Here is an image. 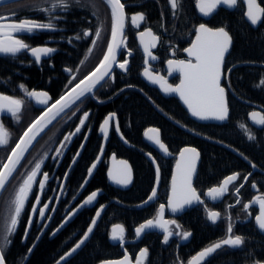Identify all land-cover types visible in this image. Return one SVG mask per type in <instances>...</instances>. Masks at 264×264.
Listing matches in <instances>:
<instances>
[{"label":"trees","instance_id":"obj_1","mask_svg":"<svg viewBox=\"0 0 264 264\" xmlns=\"http://www.w3.org/2000/svg\"><path fill=\"white\" fill-rule=\"evenodd\" d=\"M21 1L26 5L20 9V16L32 15L33 19L44 21L39 17L44 13L32 8L37 2L42 4L43 0ZM16 3L1 6L0 17L14 13ZM81 4L84 5L81 7V20L78 19V7H74L70 12L62 15L64 19L54 21L57 23V28L62 30L41 31L24 38L31 47L47 46L55 49L51 66L48 65L49 62H42L37 67L28 53L20 54L18 57L0 56V93L21 97L22 90L19 85L23 84L25 88L27 85L33 90L47 91L51 103L95 68L106 51L111 32V15L100 0H82ZM90 24H93L94 28L102 27V39L85 63L81 64L89 44L85 38L69 43V37L77 33L82 37L83 30L88 29ZM231 37L232 46L226 57L225 67L231 69L228 79L235 97H229L227 100L229 114L226 124L201 126L190 122L174 100L161 99L153 90L144 87L137 77L139 69L131 65L125 75L116 73L115 70L114 79L119 83L113 86L109 84L104 88V92H110L106 96L108 101L98 104L93 97L82 98L83 103L78 101L76 105L66 110L67 112L57 118L42 136L44 138L55 130L57 132L60 130L62 134L64 122L61 118L80 107L83 111L91 109L90 117L92 114L98 118L108 112L115 113L121 134L134 147L124 148L112 134L110 135L106 151L114 152L118 158L130 163L133 169V183L127 191L112 189L106 185L102 167L97 169L88 188L103 189L104 195L100 200L108 202L109 206L88 242L65 264H99L102 261L120 258L122 254L118 247L109 242L113 226L121 225L125 236L132 237L133 230L153 215L152 206L143 210L135 209V206L148 196L154 182L153 170L142 156L144 152H149L148 145L143 140V133L148 128L160 130L161 141L173 155L184 146L195 147L198 150L200 162L193 186L199 191L217 184L232 173L246 171L247 163L255 164L257 169L264 172V127L255 130L246 122V115L252 105L264 110V86L260 84L264 80V22L256 30L250 29L244 22L234 23ZM62 68L75 70L76 79L66 78L61 71ZM103 85L99 89H102ZM126 85H131L132 88H125ZM36 115L37 112L27 110L18 125L14 142ZM71 123L67 124L68 127L74 126V121ZM240 124L250 129L256 139L249 140L247 134L239 127ZM180 127L191 131L182 130ZM99 147L100 138L95 124L69 176L67 186L69 196L80 187ZM154 158L160 167L159 199H162L166 192L172 161L159 160L155 156ZM261 186L264 188L262 182ZM91 216L89 211H83L53 239L48 238V233L53 229L51 228L41 238L25 264H53L84 233ZM181 224L186 231L191 232L192 249L210 245L224 236L222 232L206 225L202 214L196 209L183 215ZM241 235L245 238V244L241 248L226 249L219 255L213 256L207 264H255L257 260L264 261V238L252 227L243 230ZM151 243L149 264H161L157 242L152 239ZM29 245L28 241L24 245L14 242L9 249L8 258L14 264H20Z\"/></svg>","mask_w":264,"mask_h":264},{"label":"snow or ice","instance_id":"obj_2","mask_svg":"<svg viewBox=\"0 0 264 264\" xmlns=\"http://www.w3.org/2000/svg\"><path fill=\"white\" fill-rule=\"evenodd\" d=\"M239 2L240 0H196V7L203 16L207 17L213 14L219 6L234 8ZM104 3L111 10L110 38L107 40V47L106 51L103 53V57L92 71L84 75L82 79H79L78 83H75L74 86L50 105V97L47 92L29 91L23 84L19 85V88L24 92V96L27 97V100L0 93V114H10V117L16 123L21 121L22 111L29 101L34 100L37 104L45 105L41 114L24 130L23 134L20 135L14 146H12L7 153L4 162L0 164V220L3 221V226L0 227V264H6V251L11 243V237L18 229V224L26 210L27 203L34 194V189L37 184L38 190L35 191V200L32 202L31 211L28 213V221L23 239L27 238L28 232L37 214L40 219H51V216H46V210H48L50 206L48 202H44L41 207H37L41 204L43 191L49 180V173L47 172H43L38 179V174H41L43 160L36 162L34 167L23 176L22 182L9 191V186L18 168L21 166L29 147L33 144V141L36 140L40 132L56 120L57 117L65 113L67 109L72 108L73 105H76L78 101L83 103L82 98H87L86 94L94 95V89L101 81H104L106 77L112 79L111 74L114 66L123 71L128 70V59L117 62L119 50L126 46V37L124 35L126 5L122 3V0H104ZM168 3L171 6L173 15H177L182 7V0H168ZM243 3L246 5L244 15L251 25L255 26L260 22H264V7H261L258 0H243ZM74 7H84V5L81 4V0H43L42 4L37 2L32 5V8L40 13L49 14L46 16L45 22H38L34 19H21L19 22L0 23V54L18 57L20 54L30 52L35 62L39 63L42 57L48 56L50 53L54 52L55 49L51 47H31L22 37L24 35H34L38 31L60 30L57 28L54 21L64 19L65 17L50 14L54 12L68 13ZM4 19L8 18L0 17V20ZM130 20L131 24L138 28L140 23L145 20V14L142 12L132 14ZM102 31V27L98 26L94 34L91 33L90 30L85 29L83 30L82 37L79 33L73 37H69V43H72V41L76 39L92 37L91 46L87 49V54L84 60L80 62L81 64L85 63L88 57L93 53L94 48L98 46V42L102 39ZM195 33V40L192 42L191 46L184 49L190 59L187 61L171 59L167 61L169 73L174 71H179L180 73L181 80L178 85L173 86L169 84L163 76L153 74L147 66L144 68L143 75L153 84H159L164 93L178 94L180 100L187 106L190 115L196 120L223 122L228 118L229 110L225 100V89L221 87V75L225 63V56L229 52L232 43V37L224 27L211 28L205 23L199 24L195 29ZM138 36L146 57L145 65H147L149 63L148 57L152 60L156 59V57L152 55L150 49L156 47V41L159 37L154 35L151 29H145L139 32ZM146 36L149 38L147 42L144 39ZM128 55H131V52H129ZM65 71L72 73V69L69 68H66ZM229 71L231 70L229 69ZM75 79L76 76L73 75L72 80ZM69 83H71V81H69ZM260 84L264 86V80H262ZM128 87L132 86L128 85ZM121 91H123V89H121ZM98 102L103 103V101ZM78 110L79 108H77V111ZM72 115H76V112H73ZM89 115L90 113L88 111L83 112L75 130L64 135L63 140L60 141V146L55 149V155L52 157L54 161L57 157L63 155V149L71 143L72 137L81 132ZM249 115L256 125L264 126V115L255 111L251 112ZM114 117L115 113H109L100 125V131L104 133L105 137L108 135L109 131L106 126L109 125V121L114 119ZM239 127L247 134L249 140L256 139V136L252 134L250 129L244 124H240ZM115 130L120 132L118 123L116 124ZM189 131H191V129H189ZM145 136H147L154 145L158 146L159 150L165 156L171 154L165 143L161 141L159 129L149 128L145 131ZM121 139L124 140L123 135H121ZM125 143H127L126 140ZM9 144L10 133L5 124L0 121V148H7ZM79 154L78 151L76 156L78 157ZM199 157L200 153L195 147H184L180 150L179 158L176 160L175 169L172 174L171 191L168 196V208L172 213H178L193 204H204L201 196L193 186V177L197 171V161ZM245 159H247V157H245ZM97 160H99V156ZM75 161L76 157L73 158V163H75ZM152 163L157 164V161L152 158ZM121 164L123 165V169L115 176L110 171L109 176L115 180L116 183L127 185L132 178L131 169L128 167L127 162L121 161ZM95 167L96 164L94 163L88 168L89 176H91ZM252 167H256V165L253 164ZM159 173L160 167L157 165V181L159 180ZM250 175L251 173L244 177L245 182ZM67 176L68 173L66 172L65 179H67ZM238 176V173H234L225 177L219 186L209 188L206 195L213 201L222 198L224 194L228 192L229 185L236 181ZM86 182L87 181H85V183ZM243 186L244 185L241 184L239 187L235 188L234 191L237 197ZM83 187L84 185H81V188ZM252 187H257L255 182L252 184ZM60 188L62 191L63 184L60 185ZM156 196L157 189L154 187L151 195L148 196L144 203H149ZM96 197L97 192L95 191L87 196L81 205L68 213L61 225L55 229L52 234L55 235L80 208L93 204ZM57 199H59V197H57ZM73 199H75V197H73ZM50 200L51 198H49V201ZM236 203H240L239 198H237ZM252 203L259 205V213L255 216V222L259 230L264 231V194L255 196L251 203H244L243 209L247 212ZM103 207L104 206L101 205L100 209L96 211V215L92 218L89 227L84 232L81 239L70 251L60 257L57 264H60V261L66 260L85 243L89 235L93 232ZM231 207H233V205H229V208ZM51 210L55 211V208L53 207ZM164 211L165 205L161 204L154 219H148L135 229L136 236L140 237L146 230L161 229L164 243H168L169 237L172 235H177L187 240L191 233L187 231L173 233L169 230L168 226L175 224L176 221L165 220L163 218ZM220 216L221 214L217 211H207V219L213 224L217 222ZM228 220L226 237L197 252L196 255L191 257L187 264H202L206 258L217 253L218 250L224 247L241 248L245 244V238L242 235L234 234L231 217H228ZM44 227H47V224H45ZM177 227H179V225H177ZM110 239L112 241H118L123 245L125 243L124 228L121 225H114L110 233ZM31 251L32 248H29L28 252L31 253ZM147 256L148 249H141L140 253L136 256V264H144V258ZM101 264H130V261L128 255L125 254L122 259L106 260L102 261ZM255 264H264V261L257 260Z\"/></svg>","mask_w":264,"mask_h":264},{"label":"flooded vegetation","instance_id":"obj_3","mask_svg":"<svg viewBox=\"0 0 264 264\" xmlns=\"http://www.w3.org/2000/svg\"><path fill=\"white\" fill-rule=\"evenodd\" d=\"M100 1L106 6V8L108 9V11L110 13V9L104 3V0H100ZM81 2H82V0H81ZM122 3H124L126 5V7H125V13H126L125 32H124V35L126 37V40H125L126 46L121 49L117 62H122L124 59H128V61H129V63L127 65L128 70L123 71L117 67H114L112 74H111L112 79L107 78L105 81H103L94 90V95L90 96V97L95 98L96 102L98 104H103L106 101H108V98L106 96L110 92L109 91L104 92V88L109 86V84H112V86H113V84L115 85L117 82L119 83V81H115V79H114V76L116 75L115 70H116V73H120V74L125 75L129 72L130 66L133 65V68L137 67L139 69L137 77L140 80L139 73L144 69L145 57L143 56V54L140 51V47H139L138 42H137V37H138V33L144 31L145 29H151L152 33L154 35H156L157 37H159V39L156 41V47L150 49L152 55H154L156 57V59L152 60L151 58H149L148 59L149 63L147 65L149 66L150 71H152L153 74H159L165 78L167 76L166 65H167L168 60L171 59V60H185V61H187L190 59V57L185 56L184 49L191 46V44H192V42L196 36L195 29H196V27H198L199 24L205 23L208 27H211V28L224 27L225 30L229 32L230 36H232V25L234 23L240 24L241 22H244L252 30L258 29L259 26L262 24V22H260L256 28H253L247 23L246 16L244 15V12L246 11V5L243 3V0H240L238 5L234 8H228L227 6H219L217 8V10L214 11L213 14H211L207 17L203 16L199 12L198 8L196 7V0H182V7H181L179 13L175 16L173 15V12H172L171 6L168 3V0H122ZM258 3L261 5V7H264V0H258ZM25 5L26 4L23 3V1H19L15 4V12L14 13L9 14V15H4L1 17L8 16L9 20L8 19H6V20L9 21L10 23L19 22V20H21V19H33L32 15H26V16H20L19 15L20 9L22 7H24ZM81 9H82L81 7H78V11H79L78 19L79 20H81V14H80ZM138 12H142L145 14V20L143 22H141L140 26L137 28L131 24L130 17L132 14H135ZM64 14L65 13L54 12V13H51L50 15L62 16ZM47 15H49V14L44 13L43 15H40L39 17L40 18L42 17L44 19V21H38V22H45ZM0 22H5V20L0 21ZM54 23L57 26V23L56 22H54ZM95 29L96 28H94L93 24H90L88 27V30H90V32L93 34L95 32ZM60 30H62V28H60ZM38 32H41V31H38ZM38 32H36V33H38ZM27 36H30V35H24L22 38L24 39ZM85 39L88 42L89 47H90L92 37L90 36V37L85 38ZM144 39L147 42L149 38L146 36V37H144ZM231 46H232V43H231ZM231 46H230V48H231ZM41 47H47V46H41ZM129 52H131V55H128ZM53 54H54V52H53ZM53 54H52L51 58L46 59V60H42L39 65H36L35 63L34 64L37 67H39L42 62H47V63L49 62L48 65L51 66V60H52ZM225 60H226V58H225ZM65 69L66 68H62V70H61L62 73L64 74V76L66 78H69L70 80H72V76L76 75L75 70H72V73H69V72L66 73ZM229 72H230L229 69H227L225 67V63H224V66L222 69L223 80H222L221 86L226 91L227 100L229 97H231V98L235 97V95L231 91L230 85H229V79H228L229 78ZM140 82L144 85V87L151 89V88L147 87L141 80H140ZM167 82L173 86L177 85L179 82V75L171 76L170 78H168ZM102 84H104L103 85L104 87L102 89H99V87ZM125 88H132V87H128V85H126ZM26 89L29 91L33 90V89H30L27 85H26ZM151 90H153L161 99L174 100L177 103V105L179 106L178 102L174 98H163L158 94V92L156 90H154V89H151ZM35 91L47 92L45 90H35ZM48 95H49V93H48ZM49 97H50V95H49ZM16 98H24L25 100H27V97L24 96L23 91H22V96L16 97ZM98 101H103V103H99ZM49 102H50V100H49ZM227 103H228V101H227ZM227 106H228V104H227ZM43 107H45V105L37 104L34 100L29 101L22 111L21 121L23 120L27 110H29L30 112H33V113L37 112V115H38L41 112ZM180 109L187 116L186 112L181 107H180ZM85 111H88L89 113H91V109H85L83 111L82 108H80V107H79L78 111L76 108V109H73L71 113H68V114L66 113L63 116V118H61L62 122H64L63 123L64 124L63 125L64 131L62 132V134H61L60 130H58V132L55 130V132L51 131V132H49L48 135L46 134L47 136H45L43 138L42 136L45 135V133L47 132V130H46V132L40 137V139L35 143V145L27 153V155L25 156L24 160L21 163V166L18 168V171L15 174V177L12 180L11 185L9 186V191H11L14 187L18 186V184L20 182H22L23 176L26 175L27 172H29L32 167H34V164L36 162L43 160L41 174H38V179L40 178V176L42 175L43 172H47V173H49V180H48L47 185L43 191L41 204L38 205L37 207H41L44 202H48L50 206H49V209L46 210V216H51V219L50 220L40 219L38 217V214H37L35 219H34L32 226L28 232L27 238L23 239V237L25 235V227H26L27 221H28V213L31 211V204L35 200V191L38 190V184H37L35 186V189H34V194L31 196L29 202L27 203L26 210L23 213L22 219L20 220V222L18 224V229L13 234V236L11 237V243H10V245L6 251V264H14L13 261H11L10 258H8L9 249L14 244V242H18L20 245H24L28 241L30 243L28 249L31 248L34 244H35V246H34V248H35L37 246V244L39 243V241L41 240V238L46 233H48L51 228H53V229L48 233V238L53 239L65 227H67L70 223H72L74 221V219L83 211H89L92 214V216H91V220H92L93 216L95 215L96 211L98 209H100L101 205L104 206V210L102 212V215L104 214L106 208L109 206L108 202H104V201L100 200L104 195V190L101 188H97V189L88 188V184L91 181V179L94 177L97 169L99 167H102V169L104 170V178H105L106 185L108 187H110L109 184L107 183V179H106V171L108 168V159H109L110 155H112V154L115 155L116 158H118V157L116 156V154L114 152H107L106 146L109 142V138H110L111 134L118 140V138L116 137V135L114 133V124H115V122H116V124L118 123V119H117L116 115H115V122L113 119L110 120V130L108 133L107 143L104 147L102 161L100 162V164L96 168L95 172L90 176V178H89L88 182L86 183V185L84 186V188L80 191L81 185H83L85 179L87 178L88 169H87L86 176H85L83 182L81 183L80 187L76 190V192L72 196H69V194L67 192V186H68L69 176H70L71 172L73 171L76 163L78 162V160H79V158L83 152V149H84L86 142L90 136L93 125H95V124L97 125V135L100 138V146H101L102 136L99 135L100 125L103 123L104 119L108 116V114L113 113V112H108L103 116L100 115L98 118L96 116H94L93 114L91 117L89 115V118L86 121L85 126L81 129V132L78 133L76 136L72 137L71 143H69L67 145V147L63 150V155L57 157L55 161L52 159L53 150L51 151V149H50L51 147L48 148L50 146V143L52 142V141H50L52 138H55L54 142H53L55 144V143H58L59 141H61V139L64 137V135L74 131L76 126L79 124L80 117L83 115V112H85ZM253 111L264 115V110L262 108L255 106V105H252L250 111L246 115V122H247L248 114H250ZM65 112H67V111H65ZM73 112H76V115L73 116L72 115ZM63 114L64 113H62L60 116H62ZM59 117H57V118H59ZM187 118H188V116H187ZM188 120L192 123H195L194 121H192L189 118H188ZM0 121H2L5 124V126L7 127L8 131L10 133V144H9V146L7 148H0V164H2L4 162V160L6 159L7 153L10 151L11 147L14 146L15 142L18 140V138L20 137V135L22 134V132L25 129L22 130V132L18 135L17 139L14 142L15 135H16L17 130H18V125L20 124L21 121L19 123L14 122L12 120V118L10 117V114H0ZM72 121H74V126L70 125L68 127V125H69L68 123H71ZM195 124L201 125V126L211 125V124H198V123H195ZM211 126H220V125H211ZM250 127L253 128L252 126H250ZM263 127L264 126H262V128ZM67 128H69V130H67ZM180 128L182 130L189 131V130L185 129L184 127L183 128L180 127ZM253 129L260 130V129H256V128H253ZM120 134H121V132H120ZM143 140H144V137H143ZM118 142H119V140H118ZM144 142L148 145V148H149L148 149L149 152H144L142 154L144 159H145V157H144L145 154H150L153 158L155 156L159 160L172 161V166H171V170H170V175L168 177V183H167L164 198L159 199V191L161 189V174H160V186H159V189L157 191V198H156L155 202H153L152 204H150L146 207L140 208V209L136 208L137 205L143 203L148 198V196L150 195V193L153 189V187H152L148 196L142 202H140L139 204H137L135 206L136 210H143V209H146V208L151 207V206L154 207L153 215L149 218V219H154L157 215V210L159 209L161 204L165 205V208H166V200L168 198L169 182H170V178H171V174H172L173 164H174L176 155L178 154V152L183 147L177 152V154H175V155L170 154L171 155L170 158H165L161 154H159L157 151H155L150 146V144L148 142H146L145 140H144ZM128 144L130 145L129 149L134 148L130 143H128ZM82 145H83V147H82ZM184 147H191V146H184ZM124 148H126V147H124ZM78 151L80 154L77 157L76 154ZM99 151H100V147H99ZM99 151H98L95 159L97 158ZM74 157H76L75 163H73ZM95 159L93 160V162L95 161ZM118 159H122V158H118ZM122 160H125V159H122ZM125 161H127V160H125ZM91 164L89 165V167L91 166ZM128 164L130 165L129 162H128ZM247 164H248V169L246 171L244 170L241 172H235V173L239 174L238 179L229 185L228 192L225 193L224 196L222 198H220L219 200H215L213 202V200L210 201V200L206 199L205 198V192L208 191V189L211 187L219 186V184L222 182V180L225 177L223 179H221L217 184L210 186V187H207L202 191H199L196 189L198 194L201 196V199L204 201V204H198L195 207L187 209L184 213L177 215V216H170L168 214V212L165 211L163 214V218L165 220H175L176 221L175 224L168 226L169 230L172 231L173 233L186 231L181 224V217L183 215L187 214L188 212H190L191 210L196 209V210L200 211V213L202 214V217L206 221V225L222 232V234L224 235L223 238H225L227 235V227H228V223H229L228 217H231L234 234H240L241 235L243 230L248 229L250 227H252L257 232V230L254 226V217L256 216V214L258 212L259 205L252 203L250 208L246 212L243 209V204L244 203H251L255 196L264 194V188L261 186V182L264 184V172L260 171L256 167H252V164H249V163H247ZM157 165H158V163H157ZM130 167L132 169L131 165H130ZM68 170H69V172H68ZM66 172H68L67 179H65V173ZM249 173H251V175L249 176L248 180L245 182L244 177L247 176ZM232 174H234V173H232ZM153 175H154V172H153ZM133 177L134 176H133V169H132V183H133ZM194 180H195V178H194ZM254 182L257 185L256 188L252 187V184ZM62 183H63V190L61 191V193L59 195L60 185ZM193 184H194V181H193ZM241 184H243L244 186L241 188L239 196L237 197V194L235 193L234 190L236 187H239ZM153 185H154V182H153ZM110 188H112V187H110ZM112 189H114V188H112ZM115 190H117V189H115ZM127 190H124V191H127ZM163 190H165V188ZM94 191L95 192L101 191V194L96 197L93 204L80 208L79 211L75 215H73L72 219L60 231H58L55 235H53L52 234L53 231L61 225V223L64 221V219L68 215V213L72 209L81 205L82 202L87 198V196H89ZM118 191H120V190H118ZM57 197H59V199H57ZM73 197H75V199H73ZM49 198H51L50 201H49ZM237 198L240 199L239 204L236 203ZM229 205H233V207L229 208ZM53 207L55 208V211L51 210ZM206 209H207V211H217L221 214L220 218H218V220L215 224H213L211 221H209L207 219ZM102 215H101V217H102ZM91 220L89 221L88 226H89ZM147 220H145L144 222H146ZM1 223H2V220H0V225H1ZM45 224H47V227H44ZM177 225H179V227H177ZM134 230H133L132 237H126L124 234L125 244L123 245V250H121V248H120L121 244L118 241H112L109 237L110 244L113 246H117L119 251L122 254L120 258L114 259V260L122 259L124 257V255L127 254L129 257L130 264H136V256L140 253V250L143 248H147L148 249V256L146 258H144V264H149V262H150V245H152L151 241L153 239L157 242V249L159 250V259H160L159 263H161V264H187V262L191 259V257L196 255L197 252H199L202 249L213 244L212 243V244L204 246V247L198 246V247L192 249L190 247L192 235H190L187 240L182 239L180 236L172 235L169 237L168 243H164L163 242V232L161 229H156V231L145 233L144 235H142V237L138 241L134 242V240L136 239V236L134 235ZM189 233H191V232H189ZM82 235L80 236V238L82 237ZM260 236H262V235H260ZM262 237L264 238V236H262ZM218 241H216V242H218ZM216 242H214V243H216ZM34 248H33V250H34ZM71 248H69L66 252H68ZM28 249H27L26 254H25V256H24V258L20 264H22L24 259L26 258L27 254H28ZM226 249L237 250L239 248L224 247L221 250H218L217 253L206 258V260L204 262H202V264H207V262L213 256L219 255L220 253H222ZM33 250H32V252H33ZM64 254H62L61 256H63ZM30 255H29V257H30ZM60 257L55 262H57L60 259ZM168 262H170V263H168ZM65 263H63V264H65ZM99 264H101V263H99Z\"/></svg>","mask_w":264,"mask_h":264},{"label":"water","instance_id":"obj_4","mask_svg":"<svg viewBox=\"0 0 264 264\" xmlns=\"http://www.w3.org/2000/svg\"><path fill=\"white\" fill-rule=\"evenodd\" d=\"M18 1H21V0H0V7L1 6H4V5H7V4H11V3H15V2H18ZM110 9V8H109ZM110 14H111V10H110ZM6 18H9L8 16H5ZM4 20H6V19H4ZM4 20H0V21H4ZM246 21H247V23L251 26V27H253V28H256L258 25H259V23L257 24V25H255V26H253V25H251V23L247 20V18H246ZM194 40H195V38H194ZM193 40V41H194ZM137 42H138V45H139V47H140V51H141V53L143 54V56L145 57V54H144V51H143V46L141 45V43H140V39H139V36L137 37ZM231 46V45H230ZM229 50H230V48H229ZM120 51H121V49L119 50V52H118V55H117V61H118V58H119V55H120ZM52 54H53V52L52 53H50L48 56H46V57H42L41 58V61L42 60H46V59H49V58H51V56H52ZM184 54H185V56H187V57H189L188 56V54L186 53V52H184ZM28 55H29V57L34 61V63L36 64V65H39L40 64V62L39 63H37V62H35V59H34V57H32L31 56V54H30V52H28ZM227 55H228V53L226 54V56H225V58L227 57ZM0 56H7V55H2V54H0ZM150 57H148L147 59H149ZM145 59H146V57H145ZM148 67L149 68V66L148 65H145V62H144V68L145 67ZM115 67V66H114ZM114 67H113V69H114ZM150 69V68H149ZM143 71H144V69L139 73V78H140V80L147 86V87H149V88H151V89H154V90H156L157 92H158V94L161 96V97H163V98H174L177 102H178V104H179V106L186 112V114H187V116H188V118L189 119H191L192 121H194L195 123H198V124H211V125H223V124H226L227 123V120H228V118L225 120V121H223V122H220V121H214V120H208V121H198V120H196L194 117H192L191 115H190V113L188 112V110H187V106L186 105H184V103H183V101H181L180 100V98H179V95L178 94H176V93H172V94H166V93H164L162 90H161V88H160V85L159 84H153L148 78H146L144 75H143ZM166 71H167V76L164 78L166 81L168 80V78H170L171 76H173V75H179V82H178V84L180 83V80H181V76H180V73H179V71H174V72H172V73H169V71H168V64L166 65ZM66 73H68V72H66ZM108 77H106L105 78V80L107 79ZM104 80V81H105ZM222 80H223V75H221V83H222ZM103 81H101V83H102ZM76 83H78V82H76ZM100 83V84H101ZM99 84V85H100ZM177 84V85H178ZM99 85H97L96 86V88L99 86ZM72 86H74V85H72ZM71 86V87H72ZM70 87V88H71ZM222 87V86H221ZM69 88V89H70ZM95 88V89H96ZM69 89H67L66 91H68ZM94 89V90H95ZM65 91V92H66ZM64 92V93H65ZM63 93V94H64ZM63 94H61V95H63ZM60 95V96H61ZM60 96H58L56 99H54L51 103H54L55 102V100H57V99H59V97ZM86 96H92L91 94H86ZM225 100H226V103H227V98H226V91H225ZM50 103V104H51ZM49 104V105H50ZM44 108L45 107H43L42 108V110H41V112L44 110ZM41 112L36 116V117H38L40 114H41ZM228 114H229V111H228ZM36 117H35V119H36ZM34 119V120H35ZM114 122H115V117H114ZM33 121V120H32ZM31 121V122H32ZM55 121V120H54ZM53 121V122H54ZM52 122V123H53ZM247 122H248V124L250 125V126H252L253 128H256V129H261L262 128V126H260V125H256L254 122H253V120L251 119V117H250V115L248 114V116H247ZM51 123V124H52ZM51 124H49L46 128H44V130L42 131V132H40V134L37 136V138H36V140L35 141H33V144L29 147V150H28V152L30 151V149L35 145V143L40 139V137L44 134V132L51 126ZM29 126V125H28ZM27 126V127H28ZM26 127V128H27ZM109 130H110V121H109V125L108 126H106ZM115 127H116V122H115V124H114V133H115V135H116V137L118 138V140H119V142L124 146V147H126V148H129L130 147V145L128 144V143H125V140H122L121 139V134H120V132H117L116 130H115ZM25 128V129H26ZM149 129V128H148ZM147 130V129H146ZM145 130V131H146ZM145 131H144V134H143V137H144V140L146 141V142H148L149 144H150V146L155 150V151H157L159 154H161L163 157H165V158H170L171 157V155H167V156H165L160 150H159V148H158V146H156V145H154L153 143H152V141H150L148 138H147V136H145ZM24 132V131H23ZM23 132H22V134H23ZM108 133H109V131H108ZM21 134V135H22ZM99 135L100 136H102V142H101V146H100V151H99V154H98V156H99V160H97V158L95 159V161L91 164V165H93L94 163L96 164V167H95V169H94V171H93V173L95 172V170H96V168L98 167V165L100 164V162L102 161V158H103V152H104V147H105V145H106V143H107V139H108V135L105 137V135H104V133H102L101 131H100V128H99ZM19 139V138H18ZM184 148V147H183ZM198 151V150H197ZM27 152V153H28ZM27 153L25 154V156L27 155ZM179 153H180V151L178 152V154L176 155V158H175V161H174V164H173V168H172V174H173V171H174V169H175V164H176V160L179 158ZM97 156V157H98ZM144 157H145V159L148 161V163L150 164V166L152 167V169H153V172H154V185H153V188L155 187L156 189H157V191H158V189H159V186H160V173H159V180L157 181V174H156V167H157V164H153L152 163V156L150 155V154H145L144 155ZM121 161H125V160H122V159H118V158H116L115 157V155H110V157H109V159H108V168H107V171H106V179H107V183L109 184V186L110 187H112V188H114V189H117V190H120V191H124V190H127L130 186H131V184H132V178H131V181H130V183H128L127 185H121V184H118V183H116L115 182V180H113L110 176H109V172L111 171L112 172V174L115 176L118 172H120L122 169H123V165L121 164ZM125 162H127V161H125ZM199 162H200V157H199V160L197 161V168H198V165H199ZM127 165H128V167L131 169V167H130V165L128 164V162H127ZM68 172H69V170H68ZM67 172V173H68ZM197 172V171H196ZM92 173V174H93ZM91 174V175H92ZM172 174H171V178H170V182H169V192H168V196H169V193H170V191H171V180H172ZM195 176H196V173H195V175H194V177H193V181H194V178H195ZM131 177H132V169H131ZM89 178H90V176L87 174V178L85 179V181H87L88 182V180H89ZM85 181H84V183H83V185L85 186L86 185V183H85ZM63 184V183H62ZM84 188V187H83ZM83 188H81L80 189V191L83 189ZM60 193H61V188H60V190H59V195H60ZM151 193H152V191H151ZM151 193H150V195H151ZM206 193H207V191L205 192V198L206 199H208V200H210V201H212V199L209 197V196H207L206 195ZM101 194V191H98L97 192V196L98 195H100ZM156 198H157V196L152 200V201H150L149 203H141V204H139V205H137L136 206V208L137 209H140V208H143V207H146V206H148V205H150V204H152L153 202H155V200H156ZM147 200V199H146ZM217 200H219V199H217ZM214 202V201H213ZM196 205H198V204H193V205H191V206H188V207H186L184 210H182V211H180V212H178V213H172L171 212V210L168 208V198H167V200H166V208H165V211H167L168 212V214L170 215V216H177V215H180V214H182V213H184L187 209H190V208H193V207H195ZM103 210H104V207H103V209H102V211H101V214H100V217L97 219V223H96V225H95V227H94V229L96 228V226H97V224H98V222H99V220H100V218H101V215H102V212H103ZM164 211V212H165ZM259 213V207H258V212H257V214ZM164 214V213H163ZM256 214V215H257ZM95 215H96V213H95ZM94 215V216H95ZM93 216V217H94ZM73 217V216H72ZM72 217H71V219H72ZM70 219V220H71ZM69 220V221H70ZM68 221V222H69ZM67 222V223H68ZM66 223V224H67ZM91 223V222H90ZM66 224H64V226L66 225ZM90 225V224H89ZM63 226V227H64ZM254 226H255V228H256V230H257V232L260 234V235H262V236H264V231H261V230H259V228H258V226L256 225V222H255V217H254ZM62 227V228H63ZM89 227V226H88ZM87 227V228H88ZM62 228H60V230L62 229ZM94 229H93V231H94ZM59 230V231H60ZM87 230V229H86ZM153 231H156V229H150V230H146L144 233H142L141 234V236L140 237H137L136 236V233H135V230H134V235L136 236V239L134 240V242H136V241H138L141 237H142V235H144L145 233H148V232H153ZM57 233V232H56ZM93 233V232H92ZM92 233L89 235V237H88V239L85 241V243L79 248V249H77V251L76 252H74L71 256H69L66 260H64V261H60V264H63V263H65L66 261H68L70 258H72L85 244H86V242L89 240V238L91 237V235H92ZM83 236V235H82ZM81 239V238H80ZM79 239V240H80ZM78 240V241H79ZM77 241V242H78ZM76 242V243H77ZM75 243V244H76ZM74 244V245H75ZM125 244V243H124ZM123 244V245H124ZM73 245V246H74ZM123 245H120V248H121V250H123ZM34 246H35V244L31 247L32 248V250H33V248H34ZM70 251V250H69ZM32 252V251H31ZM31 253H29L28 252V254H27V256H26V258L24 259V261H23V263L22 264H24L25 262H26V260L28 259V257H29V255H30ZM60 260V259H59ZM54 264H57V262H55Z\"/></svg>","mask_w":264,"mask_h":264},{"label":"rangeland","instance_id":"obj_5","mask_svg":"<svg viewBox=\"0 0 264 264\" xmlns=\"http://www.w3.org/2000/svg\"><path fill=\"white\" fill-rule=\"evenodd\" d=\"M8 20H9V18H8ZM0 23H10L9 21H7V20H5V22H0ZM110 38V37H109ZM55 132V131H54ZM54 139L55 138H52L50 141H52L51 143H50V146L48 147V148H50L51 149V151L53 150V153H52V157L55 155V149L57 148V147H59L60 146V141L58 142V143H53L54 142ZM47 140V139H46ZM63 140V138L61 139V141ZM65 149V148H64ZM63 149V150H64ZM48 151V150H47ZM46 151V152H47ZM3 226V221H2V223H1V225H0V227H2Z\"/></svg>","mask_w":264,"mask_h":264},{"label":"bare ground","instance_id":"obj_6","mask_svg":"<svg viewBox=\"0 0 264 264\" xmlns=\"http://www.w3.org/2000/svg\"><path fill=\"white\" fill-rule=\"evenodd\" d=\"M81 79H82V78H81ZM78 81H79V80H78ZM78 81H77V82H78ZM34 119H35V118H34ZM34 119H33V120H34Z\"/></svg>","mask_w":264,"mask_h":264}]
</instances>
